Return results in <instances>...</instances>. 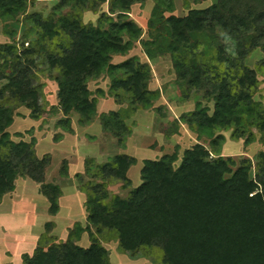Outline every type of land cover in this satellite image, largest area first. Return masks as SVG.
I'll use <instances>...</instances> for the list:
<instances>
[{"label":"trees","instance_id":"1","mask_svg":"<svg viewBox=\"0 0 264 264\" xmlns=\"http://www.w3.org/2000/svg\"><path fill=\"white\" fill-rule=\"evenodd\" d=\"M37 1L0 0L2 30L10 39L0 44V203L14 190L16 179L25 177L40 185L50 204L48 212L55 216L61 191L44 183L50 156L37 157L33 138L14 143L6 131L17 108L29 110L33 120L45 113L38 60L48 73H56L58 103L52 111L62 113L58 125L67 131L72 114L80 126L94 120L97 100L87 83L102 74L111 79L109 93L117 103L126 102L131 110L151 108L159 92L148 89L150 66L137 57L109 63L112 55H126L133 42L140 41L142 29L129 14L133 4L145 0H108V12L100 13L94 25L83 23V13L97 11L107 0H56L46 16L28 13ZM153 1L147 22L151 41L141 43L143 51L150 60L155 52H168L176 78L188 90L204 89L203 99L213 101L211 115L198 102L193 112L173 124L175 132L178 124H185L199 140H207L208 147L196 142L181 158L174 152L143 160L141 184L126 198L110 194L108 188L116 183L124 190L130 187L127 172L135 158L115 155L102 164L86 158L83 174L75 175L86 197V227L77 223L64 243L42 236L32 255L22 256V264H110L103 246L109 242L116 243L118 253L132 256L148 258L158 251L160 264H264V151L237 166L221 155L225 137L218 134L231 130L232 140L243 139L249 146L256 141L255 129L264 145V108L253 101L264 61L255 69L244 63L255 49L264 53V0H216L182 18L163 15L174 11L173 0ZM10 22L23 27L20 42ZM218 30L232 43L231 49L217 42L214 56L203 57L199 39L215 38ZM129 114L99 115L103 130L116 137L121 148L131 135L124 123ZM67 170L64 160L61 175L68 176ZM84 232L88 248L76 244Z\"/></svg>","mask_w":264,"mask_h":264},{"label":"rangeland","instance_id":"2","mask_svg":"<svg viewBox=\"0 0 264 264\" xmlns=\"http://www.w3.org/2000/svg\"><path fill=\"white\" fill-rule=\"evenodd\" d=\"M55 3L56 0H38L27 11L28 13L41 12L46 16ZM215 3L216 0H201L199 2L173 0L174 11L171 14L166 12L163 15L165 17L174 15L182 18L187 15L189 10L205 9ZM154 5L153 0H145L142 4L136 3L131 6L130 19L142 29L140 41H134L132 48L126 55H112L109 61V63L116 65L135 56L141 63L150 65L151 77L148 88L159 92V97L153 106L149 109L135 106L131 110L126 102L117 103L115 97L109 93L111 79L107 74H102L87 83L92 94L91 98L97 100V108L100 107L99 109L103 111L114 109V112L126 114L129 111L130 113L125 115L124 123L130 128L132 134L125 140L128 150L126 154L132 155L136 159V164L131 166L128 176L132 186L124 190L121 183H116L108 188L110 194L120 198H126L128 192L140 184V169L143 160L159 159L163 155H170L174 152H177L178 157L181 158L183 151L196 142L204 143L208 147V141L199 140L197 135L190 131L185 124H178L177 132H175L173 124L179 121L181 115L193 112L198 102L201 103V106L208 107V114L211 115L213 101L207 102L203 99L204 89L188 90L186 85L176 78L168 52H164L162 55H157L155 52V57L150 60L143 51L141 43L151 41L147 22L151 17ZM109 8L110 2L107 0L100 4L97 11L84 12L82 15L83 23L96 24L100 13L108 12ZM9 26L17 31L15 40L20 42V37L24 32L23 27L15 22H10ZM2 27L3 23L0 21V44L9 43L10 39L4 35ZM163 38L168 39L165 34H163ZM199 41L203 57L214 56L217 42L227 47L228 51L232 47V43L219 30L216 31L215 38L205 35ZM261 61H264V53L260 49H255L246 57L244 63L248 68L255 69ZM37 63L36 74L38 82L42 86L45 113L38 120H33L29 117V110L24 107L17 108L12 111L13 122L6 131L14 143L19 141L29 143L33 138L37 157L41 158L48 154L52 159L51 167L45 171L44 183H56L54 185L58 184L59 188L61 186V196L58 199L59 212L55 216L49 214L50 204L47 198L41 194L39 184L28 178L18 177L14 182V190L5 194L0 203V264H22V256L32 255L42 236L52 238L55 243H64L70 237V233L77 223L82 228L86 227L84 207L86 197L84 193L78 190V182L75 176L72 179L62 181V184L59 183L60 177H64L60 173L63 162L61 160L70 157L68 154L70 151L75 149L77 157L80 159L85 157L84 160L91 158L97 164L106 163L116 154L125 153L122 151L124 148L119 146L118 139L110 133L104 131L100 144L96 145L91 143V140L95 139L94 137H87L86 143L82 136L75 132L70 133V130L67 131L59 126V120L63 118L62 113L52 111V107H56L58 103L57 84L54 79L56 73L52 75L48 73L41 59ZM257 79L259 81L258 91L254 95L253 101L264 108V71L258 72ZM99 91L103 92V95H100ZM100 102L101 106L98 107ZM103 102H107V104L103 105ZM77 119L76 114L70 116V122L74 121L77 124ZM251 131L254 133L256 141L249 146L244 145L243 139L232 140L230 138L231 130L218 132L225 137L221 155L226 159L230 157L238 166L242 160H252L259 152L264 151V145L259 142L260 134L255 129ZM92 132L96 135L99 130L93 129ZM56 137L59 140L56 141ZM73 163V169L76 173L79 166L78 158ZM253 175L254 172L251 176ZM48 224L51 226L48 227ZM91 231L94 232V229ZM76 244L79 247L88 248L90 246L88 233H82ZM103 246L108 252L111 264H160L158 251H154L148 259H144L146 257L117 253L115 242L103 243ZM114 257H120V260L114 259ZM130 259H133V262H127Z\"/></svg>","mask_w":264,"mask_h":264},{"label":"crops","instance_id":"3","mask_svg":"<svg viewBox=\"0 0 264 264\" xmlns=\"http://www.w3.org/2000/svg\"><path fill=\"white\" fill-rule=\"evenodd\" d=\"M135 57V56H134ZM126 60H128V59H126ZM124 62V61H123ZM148 64V63H147ZM150 66V65H149ZM111 83V82H110ZM149 89V88H148ZM150 90V89H149ZM152 91V90H151ZM98 104V103H97ZM105 104H107V102H103V105H105ZM102 105V106H103ZM99 106H101V102H100V104L98 105V107ZM97 108V107H96ZM100 108V107H99ZM99 108H97L96 109V116H95V120H94V122H92L91 124H89V125H87V126H80V125H78V123H77V121H76V123L77 124H75L74 123V121H72L71 122V126H70V133H72V132H75V133H77V135H79V136H82V138H84V140H86V143H87V137H94L95 139H93V140H91V143L92 144H96V145H98V144H100V140H101V137L104 135V130H103V128H102V125H101V122H100V119H99V115L100 114H102V113H107V111L108 112H110V111H113L114 109H110V111L109 110H107V111H103V110H100ZM93 129H96L97 131L99 130V133L98 134H96V135H94L93 133L94 132H92L93 131ZM106 132V131H105ZM107 134V133H106ZM132 135V134H131ZM60 141H62V140H60ZM225 146V145H224ZM223 148V147H222ZM70 151V150H69ZM69 151H67V152H69ZM74 151H76L75 149H73L72 151H70V153H72V154H70V153H68L69 155H70V157H68L67 159L65 158V159H62L61 161H66L67 162V166H68V171H67V173H68V176H66V177H60V179H59V183L60 184H62V181H64V180H69V179H72L73 178V176H75L76 174H83V172H84V167H83V161H84V158L85 157H83V158H81L80 159V157H77V151H76V153H74ZM122 151H124L125 153H122V154H124V155H127V156H130V157H133L132 155H129V154H126V153H128V150H127V144H125V148H124V150H122ZM76 154V155H75ZM122 154H118V155H122ZM79 155V154H78ZM117 155V154H116ZM77 158H78V164H79V166H78V170H76V171H78V172H76L75 173V171H74V169H73V165H74V163L73 162H76V160H77ZM134 158V157H133ZM136 160V159H135ZM155 160H157V159H155ZM51 164H52V159H50V164L46 167V169H49L50 167H51ZM133 166V165H132ZM131 168V167H130ZM130 168H129V170H130ZM46 169H45V171H46ZM129 170H128V172H127V177L129 176ZM141 170V169H140ZM72 173H73V175H72ZM44 176H45V173H44ZM129 178V177H128ZM56 182V181H55ZM137 183H139V182H137ZM54 184H56V183H54ZM140 184H141V182H140ZM139 184V185H140ZM58 185V184H57ZM139 185H137V187L139 186ZM130 186H132V184L130 185ZM137 187H135V188H137ZM60 188H61V186H60ZM135 188H133V189H135ZM73 195H75V194H73ZM60 210H61V208H60ZM37 243V242H36ZM36 245V244H35ZM117 252V251H116ZM118 253V252H117ZM119 254H123V253H119ZM125 254V253H124ZM115 258H117V259H119L120 260V257H114V259ZM141 258H144V257H141ZM144 259H148V258H144ZM109 261H111V259H109ZM127 262H133V259H130L129 261H127ZM110 264H111V262H110Z\"/></svg>","mask_w":264,"mask_h":264}]
</instances>
